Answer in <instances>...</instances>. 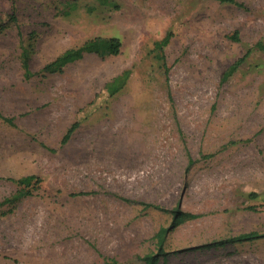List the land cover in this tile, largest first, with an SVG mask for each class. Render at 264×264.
<instances>
[{
	"label": "rangeland",
	"instance_id": "374dc122",
	"mask_svg": "<svg viewBox=\"0 0 264 264\" xmlns=\"http://www.w3.org/2000/svg\"><path fill=\"white\" fill-rule=\"evenodd\" d=\"M109 1L119 8L0 0V203L11 200L0 207V264H143L171 223L161 210L177 206L198 218L170 232L158 264H264V0ZM167 35L168 80L153 51ZM96 38L118 39L120 54L43 72ZM158 112L152 140L140 138L137 120ZM30 176L40 185L14 199ZM251 232L262 237L190 250Z\"/></svg>",
	"mask_w": 264,
	"mask_h": 264
},
{
	"label": "trees",
	"instance_id": "16d2710c",
	"mask_svg": "<svg viewBox=\"0 0 264 264\" xmlns=\"http://www.w3.org/2000/svg\"><path fill=\"white\" fill-rule=\"evenodd\" d=\"M99 4L104 6H111L113 9H118V5H116L113 2H110L109 0H96ZM222 4H235V0H214ZM233 39H236V37H233ZM170 40V36L167 35L164 37L161 41L156 42L154 44V53L156 59L162 64V69L164 71V76L166 80H168V67L166 65L165 56H164V48L168 45ZM121 50V43L116 38H96L93 40H89L85 42L82 46L76 49H70L62 53L60 56H58L53 62L46 65L43 69V72L49 73V74H55V73H61L63 69L76 61L81 60L84 55H98L101 57L104 56H117L120 54ZM249 55V52H247L241 59L237 60L229 69L227 72H225L222 81L225 82L229 77H231L240 64H242L247 56ZM23 67L25 71V77L26 79H29L32 77V74L29 69L28 61L26 60V56L24 57L23 61ZM129 78V72H124L120 76H117L113 78L109 83L105 85V90L108 94V97H113L116 95L126 84L127 80ZM1 117V116H0ZM8 122L10 120H7ZM12 121V120H11ZM80 126L79 122L73 123L70 128L67 130L66 134L64 135L61 144H66L71 135L75 132V130ZM194 164V161L189 158L188 160V167L186 170V173L189 172V169ZM16 183L19 186H23L25 189H28L26 191L20 190L16 193L14 199H20L24 197H31L32 196V190L31 187L36 188L40 185V179L36 178L34 176L26 177L21 180L16 181ZM125 203H132L131 201H128L126 199H122ZM11 200H5L0 203V207L3 206L5 203H10ZM135 203V202H134ZM139 205L143 206L144 208H155L159 209L158 206L148 205V204H142L138 203ZM161 210V209H160ZM164 213H168L171 215V223L166 228H160L157 233L154 236V240L156 242V251L153 253H149L147 255H144L143 257L139 258V260L143 264H158L160 258L164 257L166 254L164 252V243L167 238V236L178 228L180 225L184 224L187 221H192L198 218V216L185 213L183 212L180 207H176V209L173 210H161ZM258 233L251 232V233H245L240 234L235 237H230L226 239L217 240L211 243H207L201 246L194 247L190 250H197V249H213V248H220L227 245L232 244H240V243H246V242H252L254 240H257L261 238ZM104 264H118L115 260L110 261L109 263Z\"/></svg>",
	"mask_w": 264,
	"mask_h": 264
},
{
	"label": "bare ground",
	"instance_id": "6f19581e",
	"mask_svg": "<svg viewBox=\"0 0 264 264\" xmlns=\"http://www.w3.org/2000/svg\"><path fill=\"white\" fill-rule=\"evenodd\" d=\"M139 90V89H138ZM146 91V90H145ZM128 92V91H127ZM133 92V91H132ZM147 92V91H146ZM149 92V91H148ZM129 93H130V91H129ZM146 95H148V96H155L154 94H152V93H149V94H146ZM127 96V95H126ZM151 97V98H152ZM147 98V97H146ZM155 98V97H154ZM140 99V98H139ZM130 100V99H129ZM135 100V99H134ZM128 100H126V102H127ZM131 101H133V100H131ZM134 103H132L131 105H129V106H132V108L134 109V110H138V112L140 111V112H144L145 111V113L147 112V114H150L152 111L154 112V108L155 107H153L151 104H150V102L149 101H146V100H143V102H136V101H133ZM155 103V102H154ZM153 102H152V104H154ZM128 106V107H129ZM155 106H156V104H155ZM127 108V107H126ZM130 108V107H129ZM158 108H162V106L161 105H159L158 106ZM123 110H125L124 109V107H123ZM128 111V110H127ZM131 111H132V109H131ZM156 113V112H155ZM159 113L160 112H158L157 114H155L156 116H154V114H152L151 115V120L150 121H145V120H140V121H138L137 120V124H136V122H135V124H136V126H135V129H136V131L137 132H139V136H140V138H145V139H147V140H149L150 138H151V140H152V138H153V131H154V126L156 125L155 124V122H156V120L158 119V117H159ZM127 114H125V116H126ZM123 116V115H122ZM129 116V115H128ZM127 116V117H128ZM131 116V115H130ZM149 116V115H148ZM161 116V115H160ZM148 118V117H147ZM164 118H165V116H164ZM110 119V118H109ZM115 118H113V120H114ZM141 119V118H140ZM149 119V118H148ZM163 119V118H162ZM159 120V119H158ZM167 120V119H166ZM116 121V120H115ZM160 122H163V121H160ZM159 122V123H160ZM108 124H109V121L107 122ZM111 123V122H110ZM131 123V122H130ZM158 123V122H157ZM114 124V123H113ZM134 124V123H133ZM159 125H161V124H159ZM106 126V125H105ZM112 127V126H111ZM119 127V126H118ZM122 127V126H121ZM113 128H114V126H113ZM120 128V127H119ZM112 129V128H111ZM117 129V128H116ZM120 130V129H119ZM124 130V129H123ZM112 131V130H111ZM122 131V130H121ZM117 133V132H116ZM111 134V133H110ZM125 134V133H124ZM118 135V134H117ZM110 137V136H109ZM112 139V138H111ZM142 139H140V140H142ZM112 144V143H111ZM114 147V146H113ZM148 150V149H147ZM132 152V151H131Z\"/></svg>",
	"mask_w": 264,
	"mask_h": 264
},
{
	"label": "crops",
	"instance_id": "0c3cea01",
	"mask_svg": "<svg viewBox=\"0 0 264 264\" xmlns=\"http://www.w3.org/2000/svg\"><path fill=\"white\" fill-rule=\"evenodd\" d=\"M120 263V262H119Z\"/></svg>",
	"mask_w": 264,
	"mask_h": 264
}]
</instances>
